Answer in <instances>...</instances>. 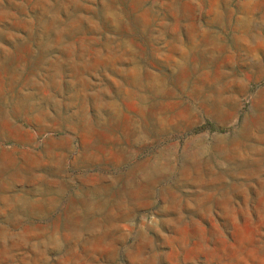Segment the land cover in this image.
I'll use <instances>...</instances> for the list:
<instances>
[{
	"label": "rangeland",
	"instance_id": "374dc122",
	"mask_svg": "<svg viewBox=\"0 0 264 264\" xmlns=\"http://www.w3.org/2000/svg\"><path fill=\"white\" fill-rule=\"evenodd\" d=\"M263 139L264 0H0V264H264Z\"/></svg>",
	"mask_w": 264,
	"mask_h": 264
},
{
	"label": "crops",
	"instance_id": "0c3cea01",
	"mask_svg": "<svg viewBox=\"0 0 264 264\" xmlns=\"http://www.w3.org/2000/svg\"><path fill=\"white\" fill-rule=\"evenodd\" d=\"M59 147L61 148V145ZM46 155H47L48 160H46L45 163L47 161L49 162L50 160L53 161L55 157L61 156L60 153L53 154L52 152H48L46 153ZM64 160L65 159L62 158L61 156V163H63ZM89 180L91 184H97V183L103 184V178H100L99 176H90ZM116 183L114 185H116ZM41 185L38 187L40 197L38 198L37 205L34 207L36 209L34 211L39 212L41 214H47V213H50L56 205L57 191L55 190V188L56 187L59 188L61 185H64V184L58 181L57 179H50V180L46 179L45 180V177H43ZM12 187H13V184H11L10 182H7L6 185L4 186H0V191L9 192L7 193V195L5 194H2V196L0 195V199H3V197L5 196L6 197L5 201L12 200V197H11L12 195L10 194V192L12 191Z\"/></svg>",
	"mask_w": 264,
	"mask_h": 264
},
{
	"label": "bare ground",
	"instance_id": "6f19581e",
	"mask_svg": "<svg viewBox=\"0 0 264 264\" xmlns=\"http://www.w3.org/2000/svg\"><path fill=\"white\" fill-rule=\"evenodd\" d=\"M262 108H263V106H262ZM248 134V133H247ZM260 134V133H259ZM257 135V134H256ZM258 136V135H257ZM250 137V136H249ZM260 137V136H259ZM244 138V137H243ZM257 138V137H256ZM262 138V137H261ZM245 139V138H244ZM258 139V138H257ZM263 141H264V139H263ZM241 142V141H240ZM242 142H243V140H242ZM243 144V143H242ZM241 144V145H242ZM246 145V144H245ZM244 146V145H243ZM242 149H245V148H242ZM250 149H251V147H250ZM249 149V150H250ZM253 149V148H252ZM241 150V149H240ZM241 151H243V150H241ZM240 151V152H241ZM223 152V151H222ZM236 152H238V151H236ZM255 152V151H254ZM239 153V152H238ZM237 154V153H236ZM243 154V153H242ZM231 155V154H230ZM224 156H226V154L224 155ZM238 156H239V154H238ZM242 157V156H241ZM233 158V157H232ZM236 158V157H235ZM235 158H233V160L235 159ZM240 159V158H239ZM248 161V160H247ZM242 164V163H241ZM240 167H242V166H240ZM247 167V166H246ZM253 167V166H252ZM153 180V179H152ZM151 183H152V181H150ZM154 182V181H153ZM158 182H160V181H157L156 182V184L158 183ZM153 184V183H152ZM154 185V184H153ZM156 186V185H155ZM148 191H150V190H148ZM136 196V195H135ZM132 201H134V200H132ZM136 203V202H135ZM86 217V216H85Z\"/></svg>",
	"mask_w": 264,
	"mask_h": 264
}]
</instances>
